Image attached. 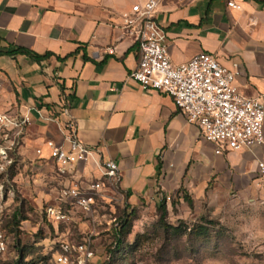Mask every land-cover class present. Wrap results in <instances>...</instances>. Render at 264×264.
<instances>
[{"label": "crops", "instance_id": "crops-1", "mask_svg": "<svg viewBox=\"0 0 264 264\" xmlns=\"http://www.w3.org/2000/svg\"><path fill=\"white\" fill-rule=\"evenodd\" d=\"M146 1L0 0L4 104L31 120L20 154L36 173L38 207L57 203L51 188L62 178L48 159L46 142L67 145L70 124L93 151L75 166V179L86 189L102 177L103 165L114 161L118 192L134 208L179 191H260L264 144L217 154L216 145L187 123L169 95L143 89L130 78L140 51L124 16ZM159 1L156 21L174 64L201 53L228 68L238 64L239 91L264 102V0ZM230 1L239 8L229 7ZM17 48L50 57L37 61L9 54ZM103 198L107 202L110 195Z\"/></svg>", "mask_w": 264, "mask_h": 264}, {"label": "built area", "instance_id": "built-area-1", "mask_svg": "<svg viewBox=\"0 0 264 264\" xmlns=\"http://www.w3.org/2000/svg\"><path fill=\"white\" fill-rule=\"evenodd\" d=\"M159 4V0L135 4L131 13L124 16L125 29L136 38L140 51L138 67L130 78L143 89L169 95L187 123L196 126L203 139L216 145L217 154L263 145L264 102L239 91L235 85L241 75L238 64L228 68L208 53H201L181 65L174 64L165 35L156 21ZM228 6L239 8L234 1ZM4 100L5 85L0 79V207L19 189L15 185L18 175L15 169L17 166L18 171L21 169L20 150L31 124L29 115L15 113L12 107L5 106ZM65 142L67 145H58L52 140L46 142L49 161L57 168L64 181L62 184L68 182L62 185L57 203L44 206L45 217L55 226L59 237L61 226L75 222L74 209L92 219L105 190L118 192L120 183L118 165L108 161L103 165L102 177L84 189L75 179V166L87 162L93 151L79 140L72 124ZM37 154L42 156V150L38 149ZM258 173V187L264 192V162L258 163ZM59 237L51 257L56 264H98L91 234L80 241ZM9 249L8 235L0 225V260L9 254ZM20 257L21 252L15 251L13 261Z\"/></svg>", "mask_w": 264, "mask_h": 264}, {"label": "rangeland", "instance_id": "rangeland-1", "mask_svg": "<svg viewBox=\"0 0 264 264\" xmlns=\"http://www.w3.org/2000/svg\"><path fill=\"white\" fill-rule=\"evenodd\" d=\"M16 167L18 191L0 207V225L8 235L12 262L24 250L26 259L38 264H56L52 252L58 239L55 226L45 217V207L34 199L36 173L23 162ZM57 173V168H54ZM44 187L45 177L41 178ZM64 182V181H62ZM68 182L64 183L65 185ZM58 182L51 191L59 195ZM97 205L96 222L74 209L75 222L59 229V238L82 240L92 235L98 264H264V192L245 194L208 190L203 193L179 191L162 196L157 204L139 207L128 204L119 192L106 191ZM166 197L167 215L162 219L160 206ZM128 226L119 245L117 232L125 218ZM164 223L179 227L167 229ZM203 227L207 236H197ZM19 241V247L17 242ZM17 247V248H16ZM55 259V255H54Z\"/></svg>", "mask_w": 264, "mask_h": 264}, {"label": "trees", "instance_id": "trees-1", "mask_svg": "<svg viewBox=\"0 0 264 264\" xmlns=\"http://www.w3.org/2000/svg\"><path fill=\"white\" fill-rule=\"evenodd\" d=\"M10 55L12 56H16V55H27V56H31L32 58L36 59L37 61H42V60H45L47 58L50 57V54H46V55H38L32 51H29L27 49H23V48H17V49H14L12 51L9 52ZM165 200H166V197H164L163 201H162V204L160 206V209L162 211V219H165L166 215H167V210H166V205H165ZM128 222H129V218L126 217L122 226H121V229L117 232V237H118V244L120 245L122 243V235L126 229V227L128 226ZM164 226L167 228V229H171L172 231L174 232H180V228L179 227H172L170 225H167L166 223H164ZM209 234V231L207 229H204L203 227H199L198 231H196V235L197 236H207ZM17 247H19V241L17 242ZM16 247V248H17ZM0 264H38L36 262H33V261H28L26 259V253L24 250H21V257L18 259V260H15L13 262H0Z\"/></svg>", "mask_w": 264, "mask_h": 264}]
</instances>
